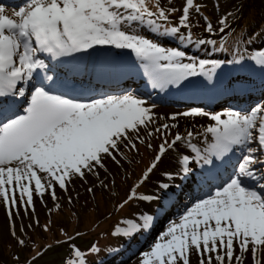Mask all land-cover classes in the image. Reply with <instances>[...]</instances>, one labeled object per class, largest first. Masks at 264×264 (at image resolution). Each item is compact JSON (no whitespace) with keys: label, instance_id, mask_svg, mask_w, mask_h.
<instances>
[{"label":"snow or ice","instance_id":"1","mask_svg":"<svg viewBox=\"0 0 264 264\" xmlns=\"http://www.w3.org/2000/svg\"><path fill=\"white\" fill-rule=\"evenodd\" d=\"M202 7L194 0L181 8L173 0H0V203L21 246L14 224L21 206L35 217L34 197L45 206L50 197L58 211L57 189L72 203L77 181L93 195L97 187H114L119 172L111 166H131L130 154L139 156L143 146L155 155L118 208L132 200L146 207L113 235L131 241L166 224L133 264H192L193 258L246 264L249 254L251 264H264V29L241 30L229 52L223 37L219 47L215 38H193L199 24L193 13L210 37L233 31V13L214 28ZM137 76L157 93L195 90L249 101L258 93L261 99L248 107L192 106L162 116L151 92L102 90ZM181 117L209 123L182 134ZM197 136L200 146L193 143ZM154 139L161 141L157 148ZM172 154L175 167L161 173L151 194L138 195ZM61 234L66 239L56 244L69 245L62 264H89L87 257L100 252L95 244L82 251L72 243L80 233Z\"/></svg>","mask_w":264,"mask_h":264},{"label":"rangeland","instance_id":"2","mask_svg":"<svg viewBox=\"0 0 264 264\" xmlns=\"http://www.w3.org/2000/svg\"><path fill=\"white\" fill-rule=\"evenodd\" d=\"M22 2L23 0H19L10 5H18ZM194 2L204 5V7L201 8L202 15L209 18L214 28H218L219 18L226 13H232V8L237 7L234 9L236 12L233 13L235 19L230 20L231 28L233 29L231 40L233 41L237 40L240 36L241 30H243L241 26L245 25L244 20L249 19L253 13L251 7L252 0H230V3H228L227 0H194ZM162 3L166 5L167 0H162ZM183 3L184 0H173V4L177 8H181ZM180 14V12H177L172 19L178 22ZM243 15L246 19H242ZM197 21L199 22L198 26L193 28L194 39L201 36L205 38H215V36L210 37L208 33H206L204 20L193 13L192 22L196 23ZM251 28L260 32L264 29V22L260 20L258 24ZM252 33H250V35ZM217 35L219 36L218 38H226L229 36V33H217ZM217 43H219L218 40ZM252 47L258 48L260 45L257 44ZM137 78L138 76L134 77L132 80L129 79L125 81V79H123L119 82L106 84L103 86L102 90L111 92L121 88H129L126 86V82L133 83L135 82L133 80ZM130 87L139 89L141 94L145 91L151 92L150 99L157 104L155 111L159 115H171L187 107L186 105L179 108L167 105L163 101L161 102L163 99L161 97L158 98L156 95L153 96V91L150 88L145 90L143 83L139 85L132 84ZM160 94V96L164 95L163 93ZM169 95L173 97V94ZM257 96H259L258 93L255 97ZM210 98L214 101V107L220 104H226L225 98H213L212 96ZM237 98L241 100L244 99L245 103L249 102L246 96H237ZM258 99L257 102L260 101L261 97L259 96ZM189 107L192 106L190 105ZM207 123H209V121H207L206 118L198 117L193 119L190 117H181L179 118V131L182 134L185 129L196 132L201 125L206 126ZM193 124L196 125L195 128H193ZM175 132L176 130L174 129L172 134L174 135ZM171 138L172 137L169 136V140H171ZM202 140V136H197L193 143L200 146ZM160 142L159 139H154L152 141L154 148H157ZM180 151L186 153V150L183 148H181ZM140 152L141 154L139 156L134 153L130 154L133 157V163L131 166L125 163L124 170H118L114 165L111 166L113 171L119 172L115 177L114 187L110 186L108 189L97 187L94 189L93 195L87 191V187L90 185H82L77 181L74 185V192L70 190V192L72 191L71 197L73 202L68 203L67 195L66 197H61V208L58 211L53 207V202L50 197H45L47 201L46 206L40 202L39 197H34L35 217H33L31 210L25 214L24 208L21 206L19 209V216L15 218L14 224L17 236L19 239L25 241L24 246H21L17 238L11 235L6 208L3 203H0V264H29V262H31V264H62V261L69 254V245L67 243L56 244L57 241H64L66 239V237L61 234L62 230L67 232L69 236H76V233H80L72 243H75L82 251H87L93 244L100 248L98 255L87 257V259L90 260L89 264H93V262H95V264H133L139 252L147 250L149 245L153 242L155 235L162 231H159L158 226L160 224H157L152 234L137 235L134 236L131 241L113 235L116 229L129 227V225L124 222L135 220L140 209L146 207L140 201L132 200L125 205L124 208H118L119 204L127 199L131 189L138 182L143 171L147 168L155 155V151H150L143 146H140ZM174 157L175 154H172L169 158L164 160L160 168L150 177V180L137 189L138 195L152 193L155 188V182L161 179V173L165 170H172L175 167ZM37 219L39 220L40 226H37L35 223ZM164 224L166 223H163L162 227ZM29 225H31V227H29ZM44 225H49V231L44 230ZM21 226H23V232L20 231ZM47 245H52V247L44 252L42 256L33 260L32 258L36 256L38 252H42ZM112 246L114 247L110 249V252L108 251L105 253V251ZM117 249H119V251H116ZM192 264H197L196 258L192 259ZM246 264H251L250 254L247 257Z\"/></svg>","mask_w":264,"mask_h":264},{"label":"trees","instance_id":"3","mask_svg":"<svg viewBox=\"0 0 264 264\" xmlns=\"http://www.w3.org/2000/svg\"><path fill=\"white\" fill-rule=\"evenodd\" d=\"M227 2L230 3V0H227ZM251 7L253 9L252 16L249 19L244 20L245 25L241 26V28L243 30H246L248 34L256 31V29H252L251 27H254L256 24H258L260 20L264 22V0H252ZM236 8L237 7L232 8V13L236 12L234 10ZM242 19H246V17L243 15ZM226 54L227 53H224L223 55H226Z\"/></svg>","mask_w":264,"mask_h":264},{"label":"bare ground","instance_id":"4","mask_svg":"<svg viewBox=\"0 0 264 264\" xmlns=\"http://www.w3.org/2000/svg\"><path fill=\"white\" fill-rule=\"evenodd\" d=\"M132 80V79H131ZM197 92V95H202L199 91H196ZM207 119V118H206ZM75 190V189H74ZM74 190H73V192H74ZM57 193H58V195H60L61 197H66V195L64 194V193H62V192H60V190L59 189H57ZM72 193V191L69 193L70 195H72L71 194ZM35 201V200H34Z\"/></svg>","mask_w":264,"mask_h":264},{"label":"water","instance_id":"5","mask_svg":"<svg viewBox=\"0 0 264 264\" xmlns=\"http://www.w3.org/2000/svg\"><path fill=\"white\" fill-rule=\"evenodd\" d=\"M162 224H163V223H162ZM162 224H160V226H161Z\"/></svg>","mask_w":264,"mask_h":264}]
</instances>
